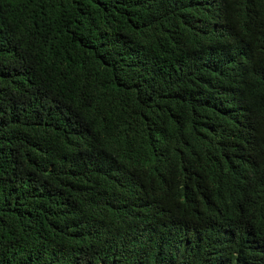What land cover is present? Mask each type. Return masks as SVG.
<instances>
[{
	"label": "trees",
	"instance_id": "obj_1",
	"mask_svg": "<svg viewBox=\"0 0 264 264\" xmlns=\"http://www.w3.org/2000/svg\"><path fill=\"white\" fill-rule=\"evenodd\" d=\"M0 264H264V0H0Z\"/></svg>",
	"mask_w": 264,
	"mask_h": 264
}]
</instances>
